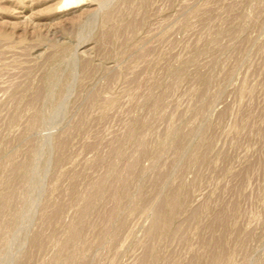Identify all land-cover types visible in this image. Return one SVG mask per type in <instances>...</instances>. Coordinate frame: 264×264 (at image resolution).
Segmentation results:
<instances>
[{"label": "rangeland", "instance_id": "1", "mask_svg": "<svg viewBox=\"0 0 264 264\" xmlns=\"http://www.w3.org/2000/svg\"><path fill=\"white\" fill-rule=\"evenodd\" d=\"M0 264H264V0H0Z\"/></svg>", "mask_w": 264, "mask_h": 264}]
</instances>
